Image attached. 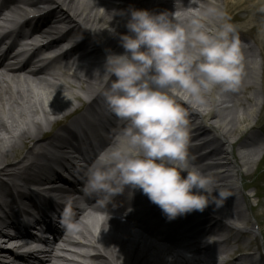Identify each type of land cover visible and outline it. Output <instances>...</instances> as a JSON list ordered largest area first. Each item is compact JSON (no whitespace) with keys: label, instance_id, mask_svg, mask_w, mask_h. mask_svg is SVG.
<instances>
[{"label":"clouds","instance_id":"obj_1","mask_svg":"<svg viewBox=\"0 0 264 264\" xmlns=\"http://www.w3.org/2000/svg\"><path fill=\"white\" fill-rule=\"evenodd\" d=\"M124 27L111 29L122 51L106 50L94 69L106 85L104 103L122 127L88 168L83 190L100 194L105 205L139 190L165 220L202 211L212 182L188 162L187 112L172 93L179 89L201 103L217 87L236 90L241 49L234 27L225 22L209 30L192 21L186 28L165 11L132 6Z\"/></svg>","mask_w":264,"mask_h":264},{"label":"bare ground","instance_id":"obj_2","mask_svg":"<svg viewBox=\"0 0 264 264\" xmlns=\"http://www.w3.org/2000/svg\"><path fill=\"white\" fill-rule=\"evenodd\" d=\"M52 1L53 2H49V0H24L23 6H25L26 9H31L34 11H25L22 8H18V11L23 12L25 16H29L30 14L44 11L47 8L40 9L38 8L39 5L50 3L51 6H55L56 13H58L55 14L57 18L53 17L49 20L46 17L37 18L36 23H40L42 25L38 32L42 36L45 35L52 37L58 34L55 33L57 31L55 27L58 24H64V22L67 25L73 24L76 30H80L83 33L80 38L84 37L88 42V44L85 45L88 47H84V49L80 48L78 51L81 53L80 55L76 56L74 60L84 62L90 58L88 64L95 67H99L100 65L95 62L93 58H101L103 60L106 50H111L117 53L122 51L115 36V33H122L126 31L124 22L127 19V14L125 15L126 12H122L127 11L129 6L144 8L154 12L160 11V8L154 5L160 0ZM216 1L218 0H213V2L202 1L195 3L191 0H184V2H188V5H192V7H199L200 12L204 14L201 16V23L204 24V28L209 30L216 29L222 23L228 21V19H225V17L220 20V7L217 6ZM252 1L254 0H235L233 4L223 3L225 6L223 16L227 15L229 8L243 9V12L246 14H249V12H256L260 9L259 13H262V11H264L262 9L264 6V0H257L255 3L250 5ZM40 2L44 3L38 4ZM112 2H115L116 5H113ZM167 3L172 4L174 1L169 0L164 4ZM263 18L264 13L261 16L256 14L255 18L245 21L244 24L251 26L259 19ZM51 22H54V25H52ZM259 23H263V21L260 20ZM111 29H114L115 33L111 32ZM76 30H72V32H75ZM88 49L91 51L87 54L86 51H88ZM68 52L69 51H66L62 55L67 57L64 58L65 60H69L71 58L68 56ZM91 59H93V61H91ZM52 62L53 61L48 62L46 65L39 68L35 73L30 74L33 77L32 80H28L26 78L14 79L12 77L6 78L4 76H0V177L2 176V173L6 172L7 170H13L11 166H6L8 163L7 157L13 156L12 159H19L21 156H24L23 160L18 164L20 165L25 162L31 163V160L34 158L42 156L43 152H45L47 147H49L47 144L45 146L39 143L44 138L43 135L48 134V131L45 130V127L49 126L52 128L55 125V122L58 120L56 117H60L63 113H65V111L69 109V106L74 104L72 102V98L76 100L77 103H82L85 102V98L89 101V97L94 95L86 106L87 111H94V108L99 107L97 104V99H99L101 91H99L95 85L100 81V78L95 71L88 72L84 68H77L80 73L73 72V74H69L68 77H71L73 81L69 82L71 84L70 86L77 87L82 96L73 92L67 94V92L65 93V86L62 87L64 85L62 81L63 77L68 74L66 69L70 70L69 68L71 67V64L73 65V63L64 66L62 69H53L51 66ZM41 74H48L52 76V79L58 82V84H50V86L44 87L45 84L47 85V83L37 78V76ZM4 79L9 82L5 81ZM57 85H59V87H56ZM36 86L44 89L45 94L41 99L36 96V91L34 90ZM26 92L27 94H25ZM175 92L176 94L179 93L183 95L179 89H177ZM188 98L191 99V97ZM191 101L193 104H190V102L189 104L183 102V105H185V108L187 109V112L190 113V116H197L201 119L205 117L216 118L214 112H212V109L216 104V100L214 98L204 97L203 102L197 103L198 107L205 105L211 107V109L204 115L200 113L198 109L194 108L193 105L196 104V102H194L192 99ZM259 110L260 103H258L257 100H253L252 104H248L246 108L243 109V111H248L247 116L241 117V119H237L236 117L232 118L231 116L233 111L231 110L226 112L223 115V118L220 117L219 120L216 119L212 124V127H214V133H212L211 138L207 141L208 143L206 148H209L208 151L212 152V157L210 158L221 156L222 162H224L223 167L227 169L222 171V175L216 174L217 176H215L214 174L212 176H208L210 179L214 178L216 183H219L218 186H209L211 191L207 193V196L210 202L201 211L203 217H207V215L217 216L215 221H211V219L209 220L207 217V219L212 223L210 228L207 229L209 230L208 232H212L211 228L216 224L222 228H228L229 231H232L234 233L233 239L237 238L240 234H242V232L247 231L245 226L240 229L235 224V222H240L242 225L246 224L245 212L247 210L241 211L236 207V201L242 198L241 194H238L237 192L234 194H228L229 189L227 190L226 187L231 186V188H233L232 186L234 184L231 183L233 180V175L229 176L228 174H225V171L229 173L228 169L230 167L232 169H236L238 168L239 164H242L241 167L247 165L254 154L253 149H255V154H261V149H259V140L257 137L253 139L246 138V141H243L241 145L238 144L242 150L247 147H249V149L238 153V159L234 158V161H231V153L228 151L234 143H238L239 139L235 140V133L244 128L240 127L241 123L244 121L248 122L247 125L249 126L253 122L254 117ZM39 115L42 116L43 123L35 120L36 116L39 119ZM225 117H228V120H225ZM114 123L116 126H118L116 131L113 129L114 133L117 135L120 128L122 127V122L116 119ZM102 125L104 126V123H102ZM68 131L69 129L67 128L59 133V135H53V137L57 136L59 140L54 138L51 140V142H57V148L52 147V150L63 155V157L64 155L69 157L73 155L68 151L70 148L69 143L66 141V138H69ZM201 131L202 133L206 132L204 128H202ZM231 136L235 137L233 138L234 140H230ZM34 140L37 150L26 151L28 143L33 142ZM114 140L115 138L108 139L105 146L109 147L112 145ZM215 144H217V146H214ZM195 148L196 147H192V149ZM23 150L25 151L23 152ZM62 160L65 161L63 158ZM48 163L49 162H46V164ZM44 173L46 172L44 171ZM54 176V182L51 181L49 184H46L50 179L48 177L39 178V181H35L33 183L40 186L43 185L54 187L59 185L57 180L60 181L59 176ZM52 192L59 197L58 200H61L62 197H69L65 196L69 194L62 188H55ZM33 194L35 196V193ZM20 197L24 199L22 195H20ZM142 197L143 201H148L145 195L142 194ZM44 203L45 209L42 212L39 209H36L37 215L42 214L46 211L48 206L51 207L52 205L51 202H46V200H44ZM6 204H8L7 201ZM239 205L244 206L245 203ZM154 209H156V206L151 203L150 205L146 206L145 209L141 210L140 214H142V217H148L147 219H151L156 215L157 212V210L155 211ZM155 223L156 221H154V224ZM161 223L166 225L167 222L164 223L161 221ZM152 230H154V228H148V230L143 232H145L147 236H150ZM78 234L80 236L82 235L84 239H87V237L90 238L89 247L95 251V255L89 259L90 264H262L261 260L253 258V252L249 253L251 250L249 243L243 246L241 249L235 251V253L233 251L229 252L223 242H208L203 248L197 247L196 249L199 250L191 253L194 254V256L187 258L186 256L181 255L174 250L176 244L172 238L176 233L172 228V225L165 227L164 233L161 234L162 241H159L157 244L143 238L141 234L133 235L132 232L125 226H120L116 229H105L103 227L99 230L97 235L91 234L89 229H86L85 233L80 231ZM179 236H181V234H179ZM223 236L224 234L222 233V237ZM192 242L193 240H188V243ZM188 243L181 244L188 245ZM164 244L167 246H164ZM222 253L228 254V256H230V260H223L220 257ZM31 254H34V252L29 249L28 255L30 256ZM13 256L15 257V254H13ZM47 263L48 259H46V262H43V264Z\"/></svg>","mask_w":264,"mask_h":264},{"label":"rangeland","instance_id":"obj_3","mask_svg":"<svg viewBox=\"0 0 264 264\" xmlns=\"http://www.w3.org/2000/svg\"><path fill=\"white\" fill-rule=\"evenodd\" d=\"M230 1V0H229ZM264 13V12H263ZM264 28V25H261L260 27H258V31H261L262 29ZM231 110V109H230ZM233 112H232V118H235V116L236 117H238L241 113H239L240 112V110L239 111H237L236 109L234 110H232ZM242 112V111H241ZM229 116V117H230ZM245 124H246V122L244 121V122H242L241 123V125H240V127H243V126H245ZM245 128L246 127H244L243 129H240V131H237L236 133H235V136H239V135H241L243 132H244V130H245ZM259 169V168H258ZM260 180H262L263 181V183H264V173L263 174H261L260 175ZM256 190H258V192L260 193V195H261V199H263L264 200V186H256ZM245 193V192H244ZM248 194H252V192H248ZM252 197V196H251ZM260 199V198H259ZM250 202H251V204L252 203H254L255 202V199L253 200V198H251L250 199ZM261 206V203L257 206V208H259ZM256 208V209H257ZM260 213H262V215L260 216V219L262 220V225L264 226V204H263V209L260 211ZM256 214V213H255ZM245 235H247V237H249L250 239L251 238H253V236L251 235V234H245ZM254 244L256 245V248H257V251H256V253L254 254V258H258V256H264V246H263V244H262V241L261 240H258V239H255V241H254ZM251 252H253V251H251Z\"/></svg>","mask_w":264,"mask_h":264}]
</instances>
